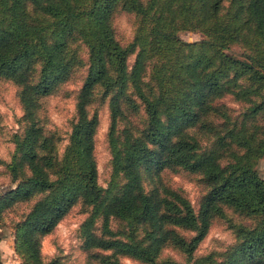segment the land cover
Instances as JSON below:
<instances>
[{
    "label": "trees",
    "instance_id": "obj_1",
    "mask_svg": "<svg viewBox=\"0 0 264 264\" xmlns=\"http://www.w3.org/2000/svg\"><path fill=\"white\" fill-rule=\"evenodd\" d=\"M118 9L134 15L126 44L112 25ZM180 30L204 37L184 40ZM76 40L87 49L85 62ZM232 42L243 58L227 52ZM82 64L59 151L62 137L38 113L41 97ZM0 78L17 85L23 110L13 150L0 156L12 181L0 191V217L28 203L13 223L19 264H56L44 258L41 238L77 202L86 212L82 246L110 250L101 256L106 264H124L118 255L139 264H264V174L257 168L264 156V0H0ZM97 94L109 111L106 185L94 154L98 113L88 109ZM226 95L241 103L237 114L220 102ZM140 110L141 127L130 118ZM163 167L202 176L208 189L197 209L174 189H145L143 172ZM224 207L242 221L232 222ZM215 216L227 218L234 242L195 255ZM165 245L184 260L163 257Z\"/></svg>",
    "mask_w": 264,
    "mask_h": 264
},
{
    "label": "rangeland",
    "instance_id": "obj_2",
    "mask_svg": "<svg viewBox=\"0 0 264 264\" xmlns=\"http://www.w3.org/2000/svg\"><path fill=\"white\" fill-rule=\"evenodd\" d=\"M133 13L118 9L112 16L117 39L126 44L133 35ZM179 36L184 40H199L204 35L199 30H180ZM77 54L86 61L87 49L85 45L76 40L72 43ZM227 52L235 57L243 58L242 47L232 42L227 47ZM135 53L128 56V62L132 63ZM86 66H77L70 77L60 84L52 93L41 97V105L38 113L47 129L55 131L62 139L58 147L61 151L66 143L70 121L74 115V96L81 85ZM147 79V77H146ZM17 85L9 79L0 78V156L8 159L13 143L11 134L20 129L23 121L21 117L23 110L17 96ZM220 102L226 107L230 115H235L241 108V103L235 102L229 95L224 96ZM90 111H97L98 126L94 136V154L97 162L98 182L106 185L110 173V154L106 140V133L109 125V111L107 101L101 99L97 94L88 105ZM131 120L138 126L143 125L144 114H132ZM258 170L264 174V156L258 160ZM9 175L0 165V191L11 185ZM143 185L146 190L158 188L161 192L166 187L181 192L192 203L195 209L199 207L208 187L202 176L191 173L181 168L163 167L152 169L150 172H143ZM28 203L19 202L5 210L0 217V257L3 264H19L20 258L13 248V223L27 209ZM84 207L80 202L74 204L71 209L62 217L56 226L41 238V252L46 260L55 259L56 264H106L101 256L110 252L99 248L85 249L82 246V238L79 233V225L86 215ZM227 217L234 223L242 221L240 215L229 208L224 207ZM247 222V219H244ZM110 226L115 229L119 225L117 218H110ZM101 220L97 219L95 231L100 233ZM184 236H189L190 231L178 229ZM232 226L227 218L215 216L209 226L205 237L197 245L194 254H205L209 251H223L235 240ZM163 257H172L177 260H184V255L172 245H165L161 250ZM120 262L124 264H139V261L127 255H118Z\"/></svg>",
    "mask_w": 264,
    "mask_h": 264
}]
</instances>
